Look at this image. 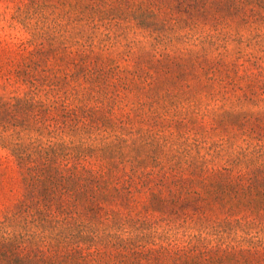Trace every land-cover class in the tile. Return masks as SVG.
Listing matches in <instances>:
<instances>
[{
    "label": "trees",
    "instance_id": "obj_1",
    "mask_svg": "<svg viewBox=\"0 0 264 264\" xmlns=\"http://www.w3.org/2000/svg\"><path fill=\"white\" fill-rule=\"evenodd\" d=\"M12 19L0 264H264V0H17Z\"/></svg>",
    "mask_w": 264,
    "mask_h": 264
},
{
    "label": "rangeland",
    "instance_id": "obj_2",
    "mask_svg": "<svg viewBox=\"0 0 264 264\" xmlns=\"http://www.w3.org/2000/svg\"><path fill=\"white\" fill-rule=\"evenodd\" d=\"M17 0H0V70L5 61L6 42H18L25 36L20 26L13 22L15 2ZM2 90V79L0 71V94ZM0 158V210L13 204L21 193V180L17 169L6 152L1 153Z\"/></svg>",
    "mask_w": 264,
    "mask_h": 264
}]
</instances>
